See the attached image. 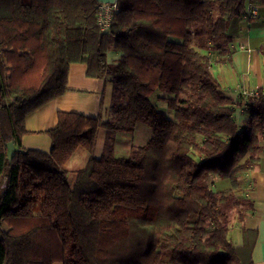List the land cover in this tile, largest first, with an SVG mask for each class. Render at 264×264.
Segmentation results:
<instances>
[{
	"label": "trees",
	"instance_id": "trees-1",
	"mask_svg": "<svg viewBox=\"0 0 264 264\" xmlns=\"http://www.w3.org/2000/svg\"><path fill=\"white\" fill-rule=\"evenodd\" d=\"M116 2L101 31L97 0H0V264H254L257 231L243 227L234 245L229 211H253L235 189L264 138V91L232 100L210 66L228 52L231 21L264 0ZM72 62L112 83L110 118L60 110L48 151L21 147L25 116L67 89ZM137 122L151 128L144 144L93 155L101 127ZM78 147L88 157L70 182Z\"/></svg>",
	"mask_w": 264,
	"mask_h": 264
},
{
	"label": "crops",
	"instance_id": "crops-1",
	"mask_svg": "<svg viewBox=\"0 0 264 264\" xmlns=\"http://www.w3.org/2000/svg\"><path fill=\"white\" fill-rule=\"evenodd\" d=\"M97 1L116 2V0ZM253 4L256 6L255 16L247 19L240 16L231 21L229 27L231 38L224 43L228 52L219 58L215 57L210 66L211 72L220 83L221 90L231 96L232 100L243 98L246 94L259 90L264 91V4ZM119 57L120 52L112 48L106 52L108 62H115ZM66 81L67 89L62 94L25 116L24 126L27 132L21 137V147L48 151L51 142L46 131L56 125L57 112L60 110L78 112L87 116L101 115L102 120L110 118L112 83L108 79L104 76H88L84 62H72L68 67ZM243 100L242 107H236L235 110V119L239 124H242L247 117L243 112ZM107 135L106 129L101 127L93 151L94 156L101 155L96 150L104 144ZM77 150L76 148L73 154L76 152L79 154L78 160L85 162L88 156L84 151L78 153ZM70 177L69 179H72L73 176ZM238 182L239 187L235 189L236 197L248 199L253 211L240 221L237 207L233 206L230 209L229 236L234 245H240L243 240V227L256 230L252 258L254 264H264V138L260 142L257 160L238 175ZM229 186V182L224 179H216L214 182L216 189Z\"/></svg>",
	"mask_w": 264,
	"mask_h": 264
},
{
	"label": "rangeland",
	"instance_id": "rangeland-1",
	"mask_svg": "<svg viewBox=\"0 0 264 264\" xmlns=\"http://www.w3.org/2000/svg\"><path fill=\"white\" fill-rule=\"evenodd\" d=\"M159 94L161 93L158 92V90L154 91L151 95L152 101L156 104L159 109L165 111L168 116H171L172 111L166 106V103L158 99ZM106 131L108 132V135L105 137L104 144L100 145L97 148V153L103 154L106 153L108 150H112L115 155L128 156L130 154V148L132 146L144 144L151 135L150 126L144 122H137L134 130L131 132L115 131L108 129H106ZM77 149V152L81 151L82 153V151H84V153H86V155L88 156L87 151L83 147H78ZM75 154H73L70 159L65 163V167L69 171L68 180L70 182L73 181L74 172L76 168L81 166V164L84 162V160L80 162L78 160L79 154H76V156H74ZM71 175L73 177L72 179H69L71 178ZM4 186L5 178L2 175L0 176V193L3 191Z\"/></svg>",
	"mask_w": 264,
	"mask_h": 264
},
{
	"label": "built area",
	"instance_id": "built-area-1",
	"mask_svg": "<svg viewBox=\"0 0 264 264\" xmlns=\"http://www.w3.org/2000/svg\"><path fill=\"white\" fill-rule=\"evenodd\" d=\"M118 10V4L117 2H111V3H100L97 10V25L99 26L101 31H108L110 29V25L113 20L114 13ZM256 14V6L253 3H248L245 7L242 17L243 18H251L254 17ZM255 93H249L244 96V98L247 95L250 94H256Z\"/></svg>",
	"mask_w": 264,
	"mask_h": 264
},
{
	"label": "water",
	"instance_id": "water-1",
	"mask_svg": "<svg viewBox=\"0 0 264 264\" xmlns=\"http://www.w3.org/2000/svg\"><path fill=\"white\" fill-rule=\"evenodd\" d=\"M7 146V156L10 157L12 155V153L17 150L18 148L16 146H14L12 141H8L6 143Z\"/></svg>",
	"mask_w": 264,
	"mask_h": 264
}]
</instances>
